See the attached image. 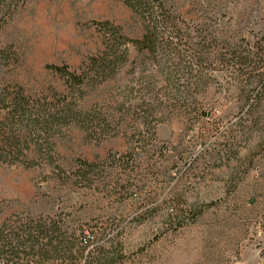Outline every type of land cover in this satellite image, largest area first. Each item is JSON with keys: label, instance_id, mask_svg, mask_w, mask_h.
<instances>
[{"label": "rangeland", "instance_id": "1", "mask_svg": "<svg viewBox=\"0 0 264 264\" xmlns=\"http://www.w3.org/2000/svg\"><path fill=\"white\" fill-rule=\"evenodd\" d=\"M174 8L183 62L193 60L179 73L174 106L143 123L138 88L161 87L162 77L150 76L154 56L129 44L118 77L75 95L107 113L108 126L63 127L54 164L0 160V227L50 216L77 233L66 236L83 249L77 259L50 264H264V0H175ZM3 15L0 141L5 98L19 89L72 96L49 65L78 69L104 48L107 23L132 39L145 33L120 0H24Z\"/></svg>", "mask_w": 264, "mask_h": 264}, {"label": "trees", "instance_id": "2", "mask_svg": "<svg viewBox=\"0 0 264 264\" xmlns=\"http://www.w3.org/2000/svg\"><path fill=\"white\" fill-rule=\"evenodd\" d=\"M120 1L144 19L143 36L129 38L107 23L104 25V48L89 57L78 69H72L69 65L48 66L53 75L69 87L72 96L56 90L32 96L19 89L13 96L5 98L7 117L0 141V160L12 157L26 167L37 166L42 162L54 164L53 138L63 127L77 124L89 132L96 129L101 131L103 125L108 126L110 121L107 113L96 108H84L78 101L80 97L75 95L82 94L86 87L98 86L118 77L129 61V44L140 52L147 51L154 56L156 66L150 76L162 77L161 87L148 81L138 88L142 101L140 106L146 108L143 123L147 125L151 117L174 106L179 99L175 92L179 73L182 69L193 68V60L183 62L186 51L181 44L186 41L181 37L182 25L174 8L175 0ZM19 2L24 0H0V13L11 11L12 5ZM4 19L5 15L1 16L0 20ZM251 56L248 54L245 59ZM193 70L203 75L199 66ZM263 78L264 73L259 75V81ZM134 107L129 106L124 115H131ZM115 158L112 157L113 160ZM95 165L88 161L82 162V166L86 167ZM69 234L77 235L76 232L69 233L54 217L9 218L0 227V264H50L51 260L72 262L83 249H72L66 244ZM67 252L70 253L67 255Z\"/></svg>", "mask_w": 264, "mask_h": 264}]
</instances>
